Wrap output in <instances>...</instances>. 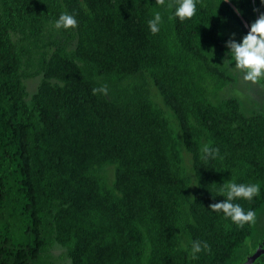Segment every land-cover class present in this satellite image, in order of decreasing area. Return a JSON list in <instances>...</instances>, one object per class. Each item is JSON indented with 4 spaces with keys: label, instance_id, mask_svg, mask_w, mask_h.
I'll use <instances>...</instances> for the list:
<instances>
[{
    "label": "trees",
    "instance_id": "1",
    "mask_svg": "<svg viewBox=\"0 0 264 264\" xmlns=\"http://www.w3.org/2000/svg\"><path fill=\"white\" fill-rule=\"evenodd\" d=\"M176 3L0 0V264H54V247L69 264H243L264 248L263 225L209 207L228 180L259 183L234 202L264 207V104L220 97L228 28L242 37L264 4L198 0L181 20ZM64 12L75 28L53 27ZM195 240L209 247L192 259Z\"/></svg>",
    "mask_w": 264,
    "mask_h": 264
},
{
    "label": "clouds",
    "instance_id": "2",
    "mask_svg": "<svg viewBox=\"0 0 264 264\" xmlns=\"http://www.w3.org/2000/svg\"><path fill=\"white\" fill-rule=\"evenodd\" d=\"M160 4L164 0H158ZM198 0H178V3L171 5L174 8L173 16L184 20L192 18L197 12ZM264 4V0H260ZM163 23V16L160 11L153 13V18L148 21L149 29L152 33L160 31V25ZM78 24L75 15L68 12L62 13L53 23L56 29L75 28ZM225 46L234 57V64L230 67L235 68L243 74L247 81L259 82L264 80V13L249 25V29L239 40L235 39L232 34L225 41ZM94 91L107 92V88L94 89ZM205 158L216 155L218 148L205 145L202 149ZM226 193V198L221 201L212 203L209 207L215 211H221L223 215L233 223L243 227L245 223L252 222L255 218V211L245 208L237 199L252 200L253 197L260 194L261 185L259 183H236L234 180L226 181L221 186ZM209 245L206 241H191L192 259H197V254L201 253Z\"/></svg>",
    "mask_w": 264,
    "mask_h": 264
},
{
    "label": "rangeland",
    "instance_id": "3",
    "mask_svg": "<svg viewBox=\"0 0 264 264\" xmlns=\"http://www.w3.org/2000/svg\"><path fill=\"white\" fill-rule=\"evenodd\" d=\"M256 19L257 18H255V20ZM250 21L254 22V20H252V18H250ZM247 25L249 28V23ZM232 26L233 25H231V27L228 28L227 37L229 39L232 34H235V39L239 40L241 38V37L240 38L238 37V36H240V34H239V32H237V30H234V28ZM248 28H246V29L248 30ZM228 52H227V54L229 56V60L224 64V66H225L226 70L230 74L233 75V77H232V81L230 83H228L225 86V88L222 90L220 97H222V98L234 97L235 99H238L239 101L245 103L246 105L251 104L253 106H257L258 108L263 107L262 103L264 104V96H261V94H260L261 93V91H260L261 87H259L260 81L259 82L247 81L243 78V74L240 71L236 70L233 67H230L231 64H234V57ZM24 83H25V87H26V93L28 94L27 101H29L32 94L37 89V86L39 84V76L29 78V79L25 80ZM152 92L154 94L153 98H154L155 102L158 104V106H160L161 108L166 110L167 108H165L163 106V103H162L160 97L156 94V92H154L153 89H152ZM169 114H170L169 111L165 112V115L171 121L170 125L172 126V128L174 130L177 131V127L175 126L173 119L171 118V116ZM176 139H177V142H178L179 147H180L181 143H180L179 136L176 137ZM180 151H181V156L183 159V162L181 163V166L183 167V171L185 174L192 176L193 172H192L190 157H189V155H186V151L184 149L183 150L180 149ZM254 220H255L254 222H255L256 227L261 226V225L264 226V207H262L260 209V211L255 215ZM54 254L56 257H58L54 261V264H69L68 259H66L64 253L62 254L60 249H56V247H54L52 250V255H54Z\"/></svg>",
    "mask_w": 264,
    "mask_h": 264
},
{
    "label": "water",
    "instance_id": "4",
    "mask_svg": "<svg viewBox=\"0 0 264 264\" xmlns=\"http://www.w3.org/2000/svg\"><path fill=\"white\" fill-rule=\"evenodd\" d=\"M227 1V0H226ZM233 7V6H232ZM256 18H258V15H256ZM243 20V19H242ZM244 21V20H243ZM245 27L248 28L247 23L245 22ZM249 29V28H248ZM262 253H264V249L258 247L257 250L243 263V264H253L255 259L260 256Z\"/></svg>",
    "mask_w": 264,
    "mask_h": 264
},
{
    "label": "flooded vegetation",
    "instance_id": "5",
    "mask_svg": "<svg viewBox=\"0 0 264 264\" xmlns=\"http://www.w3.org/2000/svg\"><path fill=\"white\" fill-rule=\"evenodd\" d=\"M264 249V248H263Z\"/></svg>",
    "mask_w": 264,
    "mask_h": 264
}]
</instances>
